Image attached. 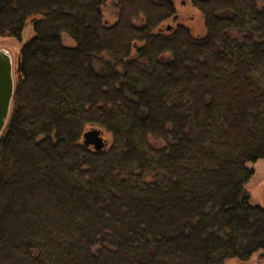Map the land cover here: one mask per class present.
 <instances>
[{"label":"trees","instance_id":"trees-1","mask_svg":"<svg viewBox=\"0 0 264 264\" xmlns=\"http://www.w3.org/2000/svg\"><path fill=\"white\" fill-rule=\"evenodd\" d=\"M188 1L202 36L165 26L171 0H0V38L35 32L0 138V264L264 254L246 192L264 159V0Z\"/></svg>","mask_w":264,"mask_h":264},{"label":"rangeland","instance_id":"rangeland-1","mask_svg":"<svg viewBox=\"0 0 264 264\" xmlns=\"http://www.w3.org/2000/svg\"><path fill=\"white\" fill-rule=\"evenodd\" d=\"M177 8V20H169L165 26H173L183 24L187 26L194 35H204V19L200 12L191 6L188 0H171ZM103 20L106 25H113L117 20V8L114 4L107 3L103 9ZM35 36L33 26L30 22L26 23V27L20 37L15 38H0V50L6 49L10 52L13 58L14 79L16 82V64L22 47ZM64 45L74 47L75 43L70 37L65 36ZM98 66V65H97ZM106 139L109 137L105 135ZM250 169L254 170V175L246 185V192L250 202L253 205L260 206L264 209V159L258 160L255 163L248 164ZM225 264H264V254L258 253L248 262H240L238 260H230Z\"/></svg>","mask_w":264,"mask_h":264},{"label":"water","instance_id":"water-1","mask_svg":"<svg viewBox=\"0 0 264 264\" xmlns=\"http://www.w3.org/2000/svg\"><path fill=\"white\" fill-rule=\"evenodd\" d=\"M13 58L6 49L0 50V138L5 130L11 114L12 101L15 91V79ZM102 132L97 129L87 131L84 136V144L92 146L95 150L104 147Z\"/></svg>","mask_w":264,"mask_h":264}]
</instances>
